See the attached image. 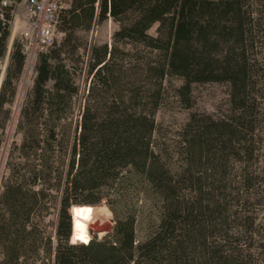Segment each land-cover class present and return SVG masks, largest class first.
<instances>
[{
    "label": "trees",
    "instance_id": "trees-1",
    "mask_svg": "<svg viewBox=\"0 0 264 264\" xmlns=\"http://www.w3.org/2000/svg\"><path fill=\"white\" fill-rule=\"evenodd\" d=\"M10 9L0 0V61ZM107 20L115 24L109 42L83 47L77 32ZM57 29L63 36L39 53L18 113L20 141L7 150L0 264H201V246L206 264H244L227 233L220 242L207 240L206 230L218 219L211 218L217 201L202 199L210 185L191 168L200 161L207 180L223 171L226 152L252 155L264 86V0H69ZM24 60L14 43L0 83V147ZM172 77L182 80L177 92L184 97L193 83L230 87L231 115L204 122L192 115L187 122L179 178L155 143V116ZM130 184L141 207L158 202L141 240ZM101 203L114 216L111 231L74 243L85 227L73 220L72 236L71 206Z\"/></svg>",
    "mask_w": 264,
    "mask_h": 264
},
{
    "label": "rangeland",
    "instance_id": "rangeland-1",
    "mask_svg": "<svg viewBox=\"0 0 264 264\" xmlns=\"http://www.w3.org/2000/svg\"><path fill=\"white\" fill-rule=\"evenodd\" d=\"M7 3H10L9 6H11L12 20L10 22V35L7 40V52L0 61V83L8 63L9 51L14 43L23 48L25 60L23 69L15 81L16 92L13 101L6 105L10 109V115L1 134L0 191L2 179L7 174L6 155L8 147L12 141L19 142L21 138L16 130V120L21 105L31 92L35 77L34 66L40 53L34 50L32 46H28V49L24 48V45L26 46L28 43V40L22 37L20 28V23L26 18L24 2L21 0H7ZM155 27L153 25L149 29V33L154 34ZM114 28L115 24L111 20H107L101 24L93 25L92 29L88 31L79 30L77 35L80 37L82 46L88 47L93 41L97 43L109 42ZM62 36L63 33L57 29V43L60 42ZM181 84L182 80L180 78L172 77L170 85L168 84V97L155 116L157 123L155 133L156 149L175 178H179V173L184 165L182 137L191 116L195 115L194 119L204 122L219 120L231 115L230 87L228 83H193L187 97L177 92V88ZM80 86L81 89L84 88L82 75L80 76ZM258 102L260 121L257 127L260 134L256 135L253 143H250L253 150L252 155L237 153L236 150L226 152L224 155L227 158L222 161L223 171L221 173L211 172L212 178L207 180L204 178L206 175L203 168H201L200 161L194 162L191 168L192 174L201 176L202 184L210 185L207 193L201 194L202 199L207 197L217 201L215 203L217 207L215 216H211V218L218 217V219L214 222V226H209L206 230L205 234L209 235L207 240L220 242L219 239L223 237V233H227L231 240H235V242H231L230 246L238 251L236 255L244 264H264V86L258 97ZM221 176L225 178L220 181ZM216 179L219 180L216 182ZM130 187L131 191L128 192V198H131L134 205L131 212L136 216L135 236L136 239L141 240L148 234L154 224L158 212V202L141 207L136 194L137 187L132 186V184H130ZM191 195H193V192H191ZM221 213H224V216L227 217L224 222L222 221L223 223L221 222L222 219L219 218ZM72 220H77L78 226L82 224L85 227L84 234L79 232L76 234L74 243H80L84 236H89L90 239L93 237L101 239L111 231L114 225V216L105 203L94 206H74ZM53 222L54 216L51 215L46 223L49 231H52ZM73 234L72 229V236ZM203 251L204 248L201 246V264H206ZM196 262L194 260L192 263Z\"/></svg>",
    "mask_w": 264,
    "mask_h": 264
},
{
    "label": "built area",
    "instance_id": "built-area-1",
    "mask_svg": "<svg viewBox=\"0 0 264 264\" xmlns=\"http://www.w3.org/2000/svg\"><path fill=\"white\" fill-rule=\"evenodd\" d=\"M25 4L26 18L20 23L22 37L28 40L25 49L32 46L44 52L56 41L59 11L68 6L69 0H21ZM6 7L10 3L1 0Z\"/></svg>",
    "mask_w": 264,
    "mask_h": 264
},
{
    "label": "bare ground",
    "instance_id": "bare-ground-1",
    "mask_svg": "<svg viewBox=\"0 0 264 264\" xmlns=\"http://www.w3.org/2000/svg\"><path fill=\"white\" fill-rule=\"evenodd\" d=\"M74 206L71 207V214H72V209H73ZM72 223H73V220H72ZM72 229H73V224H72Z\"/></svg>",
    "mask_w": 264,
    "mask_h": 264
},
{
    "label": "water",
    "instance_id": "water-1",
    "mask_svg": "<svg viewBox=\"0 0 264 264\" xmlns=\"http://www.w3.org/2000/svg\"><path fill=\"white\" fill-rule=\"evenodd\" d=\"M72 206H73V205H72ZM72 206H71V207H72ZM70 214H71V208H70ZM71 217H72V214H71Z\"/></svg>",
    "mask_w": 264,
    "mask_h": 264
}]
</instances>
